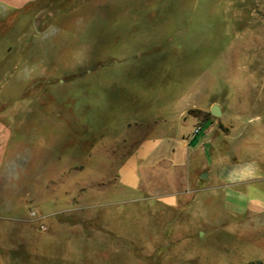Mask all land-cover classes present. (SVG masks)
<instances>
[{"label": "rangeland", "instance_id": "rangeland-1", "mask_svg": "<svg viewBox=\"0 0 264 264\" xmlns=\"http://www.w3.org/2000/svg\"><path fill=\"white\" fill-rule=\"evenodd\" d=\"M0 114L15 135L0 189V264H256L264 256L256 208L241 222L224 218L222 192L195 187L183 189L193 203L159 205V194L188 177L158 165L174 162L176 142L142 163L140 189L120 174L138 135L182 119L212 124L220 156L264 159V0L1 9ZM241 190L254 201L264 181Z\"/></svg>", "mask_w": 264, "mask_h": 264}, {"label": "crops", "instance_id": "crops-1", "mask_svg": "<svg viewBox=\"0 0 264 264\" xmlns=\"http://www.w3.org/2000/svg\"><path fill=\"white\" fill-rule=\"evenodd\" d=\"M38 0H0V10L11 9L13 11L22 10L33 5ZM6 114H0V189L1 183L6 175L10 159L14 152V134L13 126L7 120ZM181 123H166L160 131L153 135H147L144 132L142 137L138 135L135 139L137 148L127 159L121 169V179L126 186L133 190L141 188L142 178L140 176L141 165L149 159L159 146L166 141L176 142V148H172V155L177 156L174 162L165 161L158 165L167 171L183 169L188 177L183 180L174 193H163L157 196L159 205L166 209H176L181 204H191L195 199H189L190 193L186 188L195 187V192L212 190L221 191L224 197V218L230 217L243 221L244 214L249 208L264 212V192L259 191L257 199L252 201L241 187L253 182L264 181V159L250 160L247 163H240L231 160L230 157L220 156V141L214 137V126L208 124L203 126V130L198 135L194 134L198 126L194 121L184 120ZM196 125V126H195ZM177 142L179 146L177 145ZM224 142V141H222ZM143 169L149 173L148 167ZM206 175V178L201 177ZM203 180V183L201 181ZM206 183L207 188H202ZM206 201V200H205ZM197 205L200 202L197 199ZM264 214V213H263ZM209 215V214H208ZM205 216V215H204ZM243 223V222H242ZM254 227L264 233V219H256ZM195 237H199V231H196ZM260 247L264 250V234L260 241ZM256 264H264V256H261Z\"/></svg>", "mask_w": 264, "mask_h": 264}, {"label": "water", "instance_id": "water-1", "mask_svg": "<svg viewBox=\"0 0 264 264\" xmlns=\"http://www.w3.org/2000/svg\"><path fill=\"white\" fill-rule=\"evenodd\" d=\"M211 114L215 117H218L220 116L222 113H221V110L218 106H213L212 109H211ZM201 177L203 178H206V175H202Z\"/></svg>", "mask_w": 264, "mask_h": 264}, {"label": "built area", "instance_id": "built-area-1", "mask_svg": "<svg viewBox=\"0 0 264 264\" xmlns=\"http://www.w3.org/2000/svg\"><path fill=\"white\" fill-rule=\"evenodd\" d=\"M202 130H203V126L198 125V126L195 128V130H194V134H195V135H198L199 133L202 132Z\"/></svg>", "mask_w": 264, "mask_h": 264}]
</instances>
